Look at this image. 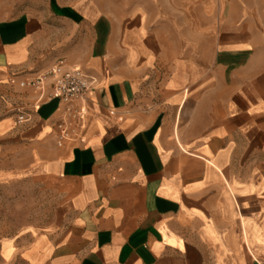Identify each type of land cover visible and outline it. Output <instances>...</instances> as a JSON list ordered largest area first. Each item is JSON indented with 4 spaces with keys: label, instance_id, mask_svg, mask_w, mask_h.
Here are the masks:
<instances>
[{
    "label": "crops",
    "instance_id": "0c3cea01",
    "mask_svg": "<svg viewBox=\"0 0 264 264\" xmlns=\"http://www.w3.org/2000/svg\"><path fill=\"white\" fill-rule=\"evenodd\" d=\"M59 59L98 81L63 148L19 87ZM25 181L49 217L0 264H264V0H0V192Z\"/></svg>",
    "mask_w": 264,
    "mask_h": 264
},
{
    "label": "built area",
    "instance_id": "2783aa9c",
    "mask_svg": "<svg viewBox=\"0 0 264 264\" xmlns=\"http://www.w3.org/2000/svg\"><path fill=\"white\" fill-rule=\"evenodd\" d=\"M98 84L93 76L59 59L46 72L35 78L19 82V86L37 93V103L57 99L60 102L59 116L54 122V134L58 147L69 144H84L83 136L87 124V108L83 104L87 94ZM31 117L20 111L17 123L22 125Z\"/></svg>",
    "mask_w": 264,
    "mask_h": 264
},
{
    "label": "rangeland",
    "instance_id": "374dc122",
    "mask_svg": "<svg viewBox=\"0 0 264 264\" xmlns=\"http://www.w3.org/2000/svg\"><path fill=\"white\" fill-rule=\"evenodd\" d=\"M49 212L50 202L42 186L25 181L4 189L0 192V239L30 224L43 223Z\"/></svg>",
    "mask_w": 264,
    "mask_h": 264
}]
</instances>
